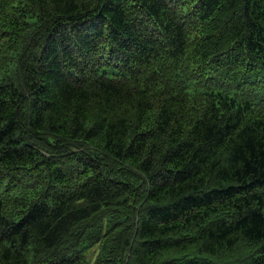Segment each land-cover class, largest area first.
<instances>
[{"label": "trees", "instance_id": "obj_1", "mask_svg": "<svg viewBox=\"0 0 264 264\" xmlns=\"http://www.w3.org/2000/svg\"><path fill=\"white\" fill-rule=\"evenodd\" d=\"M0 264H264V0H0Z\"/></svg>", "mask_w": 264, "mask_h": 264}]
</instances>
